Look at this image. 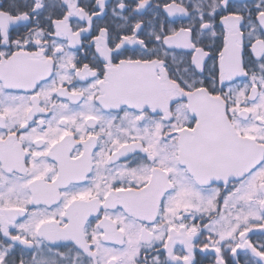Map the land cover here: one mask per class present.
Listing matches in <instances>:
<instances>
[{"label": "flooded vegetation", "instance_id": "flooded-vegetation-1", "mask_svg": "<svg viewBox=\"0 0 264 264\" xmlns=\"http://www.w3.org/2000/svg\"><path fill=\"white\" fill-rule=\"evenodd\" d=\"M150 5L151 0H0V13L17 21L21 20L12 25L7 19H0V64L14 61L21 57L20 55L35 61L53 62L51 75L40 81L33 90L7 87L0 79V150L3 148L12 151L21 150L25 155L24 166L30 168V157L33 155L36 157V148H39L42 156L53 163V169L58 170V161L55 154L51 155V149L57 151L61 140L60 105L63 84L59 75V66L63 51L74 54L73 64L76 67L72 79L68 85L67 83L64 85V88L71 93H79L81 88L94 82L97 93L99 81L107 74V63L102 61L98 52L102 43H106L112 50L113 65H118L119 61L128 60L122 58L121 51L112 46L109 31H107L109 26L116 27V19L123 17L124 12L142 14ZM180 31L164 38V43L166 39L176 36ZM230 32L244 33L242 56L245 71L241 76L234 77L230 73H221L219 70L222 75L219 77L220 80L214 85L213 90H208L214 96H221L227 103L228 119L236 133V139L230 143V147L236 152L238 150L241 152L242 157L239 161L243 163L241 165L245 166L246 171L220 182L213 181L208 185H202L188 173L185 165L179 163L177 141L181 131L194 129L197 123L196 118L194 119L188 111L185 96L196 88L186 89L177 82L167 80L166 59L172 56L167 49L189 50L193 52V56L195 54L192 48H170L165 44L166 48L161 53L162 58L150 60L163 62L157 68L158 77L163 83L178 85V88L173 90L161 91L169 109L156 115L151 109L136 111L123 108L119 112H105L114 116L126 112L165 122L166 125L161 133L172 139L178 166L182 169L187 181L198 189L195 193L201 195L190 196L186 185L183 208L179 213L172 214L171 218L161 220L160 225L164 228L153 227L151 221L154 219L138 214L135 217L141 221L140 228L130 232L127 229L112 230L114 239L110 238V235H105V227L101 224L105 221V208H102L101 213L86 219L84 248H88L89 252L83 250L78 244L73 242L69 244L70 252L73 253L71 261L73 264H100L93 255L98 251V244H96L98 240L104 243L105 249L114 248L120 252L118 256L108 257L105 264H264V193L261 190L264 184V158L257 167L247 170L249 159L254 153L249 139L264 145V139L254 131L252 118L251 98L260 90L254 89L253 86H247L244 89L243 86L236 85L255 75L257 72L254 71L255 61L258 70L264 67V64L259 63L254 55L256 40L260 39L264 44V38H250L240 29H230L225 35V45L228 43L227 36ZM74 36L78 38L75 48L72 47ZM247 50L250 52L248 64L245 59ZM203 52L207 58V53ZM84 67L96 71L97 76L94 79L79 82L76 79V72ZM241 92L244 93L243 96H239ZM181 113L185 121L174 130L172 124ZM255 122L257 126H264L262 119L257 118ZM34 133L35 141H31L33 145H30V136ZM109 133L105 130V134L102 135V138H105L107 157L113 152L111 151L112 140L107 139L110 137ZM51 138L54 140L52 148L48 146ZM133 141L135 139L131 142ZM150 155L136 149L125 159L133 165L146 159L145 162L149 164V161H153ZM0 167H5L1 158ZM75 188L71 189V193L75 192L74 200H77ZM94 188L97 190L95 186ZM102 188H105L104 185ZM89 189L92 190V187ZM122 189L139 191L135 185H124ZM91 196L94 198L98 195L91 191ZM101 202H105L104 194L101 195ZM191 203L196 207H190ZM6 205L8 204L0 203V218L6 217L4 212L8 208H23L25 216L15 222V227L6 221H0V264H14V244L20 247L24 258L17 264H30L37 246H27L15 242L13 238L17 237V225L28 215L26 208L34 209L37 204H28L24 207ZM5 231H8L9 235L5 234ZM59 247L57 246L56 249ZM65 247L63 246L64 249Z\"/></svg>", "mask_w": 264, "mask_h": 264}, {"label": "rangeland", "instance_id": "rangeland-1", "mask_svg": "<svg viewBox=\"0 0 264 264\" xmlns=\"http://www.w3.org/2000/svg\"><path fill=\"white\" fill-rule=\"evenodd\" d=\"M259 36V31L253 27L249 37L258 39ZM165 44L170 48H192L193 62L199 70L203 68L206 54L193 48L187 30L169 37ZM62 54L59 66L63 84L61 140L57 151L52 148L54 140L51 138L48 142L51 155L55 154L58 161V170L53 169V163L42 156L39 148H36V157H30V168H25V155L21 150H0L5 165L0 167V203L22 207L37 204L34 209L26 208L28 215L17 225V237L13 238L15 242L37 246L30 264H73L69 244L73 242L89 250L84 248L86 219L101 213L102 208H105V221L101 223L105 235L114 239L112 230L130 232L140 228L141 221L135 217L138 214L154 219L153 227L164 228L160 222L183 208L186 185L190 196L197 195L198 191L178 166L172 139L161 133L165 122L126 112L119 116L106 113L95 103L94 82L81 88L79 93L69 92L64 85H68L76 68L74 54L67 51ZM254 55L264 64V44L260 39L254 44ZM236 85L260 90L251 98L252 118L255 133L264 139V126H257L255 122L257 118L264 121V67ZM182 116V113L178 115L172 124L174 130L185 121ZM105 130L108 133L110 130L107 139L113 143L109 157L105 153V138H102ZM34 138L35 133L30 136V145ZM132 139H135L133 143ZM40 144L39 140V147ZM136 149L151 154L153 161L147 164L143 159L134 165L129 163L125 158ZM124 185H135L139 191L123 190ZM73 187H76L77 200H74L75 192L71 193ZM84 187H92V190ZM91 191L98 196L92 198ZM103 194L104 203L101 202ZM189 206L196 207L192 203ZM96 244L98 251L93 255L100 264L120 254L114 248L105 249L101 240ZM57 246L60 247L56 249ZM63 246H66L64 251Z\"/></svg>", "mask_w": 264, "mask_h": 264}, {"label": "water", "instance_id": "water-1", "mask_svg": "<svg viewBox=\"0 0 264 264\" xmlns=\"http://www.w3.org/2000/svg\"><path fill=\"white\" fill-rule=\"evenodd\" d=\"M143 8L145 6H142ZM5 18L9 23L16 24L13 18L0 13V19ZM257 24L264 34V12L257 16ZM244 33H229L228 43L220 60V72L241 76L243 65ZM76 36L73 37L77 45ZM112 50L106 43H102L98 52L104 63H107L106 77L99 81L98 93L95 96L96 104L104 111L119 112L123 108L136 111L151 109L153 114H162L169 109L163 89L178 88L176 84L163 83L157 74V68L163 64L159 60H122L118 65L112 64ZM14 61L0 64V79L7 87L33 90L37 84L47 79L53 70V62L49 60L26 59L20 55ZM97 72L88 67L78 69L76 79L85 82L94 79ZM189 113L196 118L194 129H184L178 139L179 163L185 165L188 173L197 180V183L208 185L213 181H223L231 176L240 175L246 171L239 161L241 152L232 150L230 143L236 139L227 114V103L221 96H214L206 87L193 89L186 94ZM253 145V156L250 157L247 170L257 167L264 158V145L249 139ZM238 160V162H237ZM245 164V163H244ZM239 173V174H238ZM264 193V184L261 187ZM1 210V208H0ZM23 208H8L6 221L15 227V222L25 216Z\"/></svg>", "mask_w": 264, "mask_h": 264}, {"label": "trees", "instance_id": "trees-1", "mask_svg": "<svg viewBox=\"0 0 264 264\" xmlns=\"http://www.w3.org/2000/svg\"><path fill=\"white\" fill-rule=\"evenodd\" d=\"M261 12H264V0H151L144 13L126 11L123 17L116 19V27L109 26L107 31L112 46L121 51L122 58L140 61L161 59L162 50L166 48L164 38L187 30L193 48L207 53L205 64L199 70L193 62L192 51L167 49L172 53L171 58L166 59L167 80L186 89L203 86L213 90L222 76L219 73L220 56L228 30L240 29L249 37L255 27L259 38H264L257 24V16ZM249 54L247 50V64ZM256 64L255 61L254 68L258 70ZM13 257L14 264L24 259L16 244Z\"/></svg>", "mask_w": 264, "mask_h": 264}]
</instances>
